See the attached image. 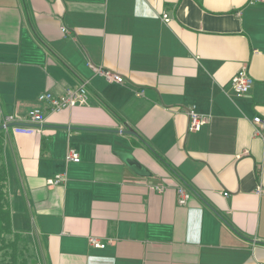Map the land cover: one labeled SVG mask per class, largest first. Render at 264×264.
Instances as JSON below:
<instances>
[{"label":"crops","instance_id":"0c3cea01","mask_svg":"<svg viewBox=\"0 0 264 264\" xmlns=\"http://www.w3.org/2000/svg\"><path fill=\"white\" fill-rule=\"evenodd\" d=\"M240 67L253 79L245 94L229 85ZM81 81L86 94L68 108L37 100ZM34 106L40 123L27 121ZM191 106L205 118L199 131L187 129ZM255 116L264 2L0 0V167L24 264H264Z\"/></svg>","mask_w":264,"mask_h":264},{"label":"built area","instance_id":"2783aa9c","mask_svg":"<svg viewBox=\"0 0 264 264\" xmlns=\"http://www.w3.org/2000/svg\"><path fill=\"white\" fill-rule=\"evenodd\" d=\"M252 3L264 2V0H250ZM95 71L107 80L120 83L123 78L110 70L95 68ZM253 83L252 77L246 72L244 67H240L231 77L229 85L234 92L237 94H245L249 91ZM87 81H81L74 87H66L61 95L53 96L50 92H43L38 95V102H47L49 104V109L53 112L59 111L64 108L72 106L78 99L84 98L86 94ZM188 115V131H199L204 124V116L200 115L195 111V107L191 106L186 109ZM6 122L15 121L12 115L6 116ZM43 120V114L39 106H34L27 113V121L30 123H40ZM254 127V133L263 136L264 135V118L260 116H255L251 121ZM67 159L72 162H79L80 157L77 151L70 149L67 154ZM62 174L55 175L50 181L53 184L60 183L62 181ZM153 189L159 191L162 190V186L154 185ZM178 191V204L185 205L190 195L181 187L177 188ZM226 195V193L224 194ZM90 243L95 247H103L102 243H99L96 238L91 237Z\"/></svg>","mask_w":264,"mask_h":264},{"label":"trees","instance_id":"16d2710c","mask_svg":"<svg viewBox=\"0 0 264 264\" xmlns=\"http://www.w3.org/2000/svg\"><path fill=\"white\" fill-rule=\"evenodd\" d=\"M1 148H2V140L0 139V151H1ZM5 183H6V172H5L4 165H1L0 167V245L2 242L5 244V241H4L5 235L11 232L10 214H9V209L7 206ZM13 241L10 242V245H12ZM5 247H9V246H5ZM15 248H16V245H15ZM10 255H12V253H10ZM11 260L4 261L3 259H0V264H14L16 262L15 259L13 258H11Z\"/></svg>","mask_w":264,"mask_h":264},{"label":"water","instance_id":"95a60500","mask_svg":"<svg viewBox=\"0 0 264 264\" xmlns=\"http://www.w3.org/2000/svg\"><path fill=\"white\" fill-rule=\"evenodd\" d=\"M7 126V125H6ZM1 128V127H0ZM121 133L124 134H132L138 138H140L136 132L125 125V129L123 131H120ZM116 155L120 157V159L128 166L134 173L140 175V176H150V171L143 166L141 163H139L131 153L129 152H122V151H115L114 152Z\"/></svg>","mask_w":264,"mask_h":264},{"label":"rangeland","instance_id":"374dc122","mask_svg":"<svg viewBox=\"0 0 264 264\" xmlns=\"http://www.w3.org/2000/svg\"><path fill=\"white\" fill-rule=\"evenodd\" d=\"M4 241H5V244L2 242L0 245V259H3L4 261H6V260L10 261L11 258H13V259H15L16 264H24V261L22 258L23 254L21 255L22 250H21L20 246L17 244L16 239L12 238V236L10 237V235L6 234ZM11 241H13L12 245H14V244L16 245V248H15V245L14 246L10 245ZM5 246H9V247H5ZM10 246H12V247H10ZM10 253H12V255H10Z\"/></svg>","mask_w":264,"mask_h":264}]
</instances>
